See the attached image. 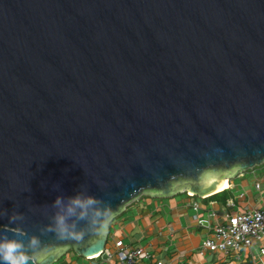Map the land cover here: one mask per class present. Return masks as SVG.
Wrapping results in <instances>:
<instances>
[{
	"label": "water",
	"instance_id": "1",
	"mask_svg": "<svg viewBox=\"0 0 264 264\" xmlns=\"http://www.w3.org/2000/svg\"><path fill=\"white\" fill-rule=\"evenodd\" d=\"M262 163L264 0H0V242L28 264L106 260L138 197Z\"/></svg>",
	"mask_w": 264,
	"mask_h": 264
},
{
	"label": "crops",
	"instance_id": "2",
	"mask_svg": "<svg viewBox=\"0 0 264 264\" xmlns=\"http://www.w3.org/2000/svg\"><path fill=\"white\" fill-rule=\"evenodd\" d=\"M225 182L226 187L222 189H228L225 196L211 201L191 198L184 193L164 199L138 197L118 215L119 219L109 222V244L122 241L131 247L144 248L149 254V259L142 260L144 264L156 261L162 264H264V254H260L258 245L250 251L198 254L201 242L212 234L216 224L222 223L221 215L264 212V163ZM255 184L259 185L258 189ZM193 203L198 205L196 211ZM211 213H216L217 217L212 218ZM65 255L66 259L58 264H81L79 259L82 258L72 251ZM102 261L104 263L93 264H114V261Z\"/></svg>",
	"mask_w": 264,
	"mask_h": 264
},
{
	"label": "built area",
	"instance_id": "3",
	"mask_svg": "<svg viewBox=\"0 0 264 264\" xmlns=\"http://www.w3.org/2000/svg\"><path fill=\"white\" fill-rule=\"evenodd\" d=\"M255 188L258 189L259 185L255 184ZM192 208L196 211L198 205L193 203ZM210 216L216 218L217 214L211 213ZM221 218L222 223L216 224L212 229V234L201 242L198 252L200 256L206 252L228 251L236 253L241 249L250 251L255 245L259 246L260 254H264V247L261 248L264 238V212L225 213L221 215ZM103 254L106 255L107 262L114 261V264H144L142 260L149 259V254L144 248L131 247L122 241L107 243ZM99 258L100 254L89 259L94 261ZM154 264H162V262L156 261Z\"/></svg>",
	"mask_w": 264,
	"mask_h": 264
},
{
	"label": "clouds",
	"instance_id": "4",
	"mask_svg": "<svg viewBox=\"0 0 264 264\" xmlns=\"http://www.w3.org/2000/svg\"><path fill=\"white\" fill-rule=\"evenodd\" d=\"M58 202V201H57ZM77 204L80 201H76ZM88 204L93 201L89 199ZM58 227L61 232L64 231V222L62 219L57 221ZM32 244L35 245L36 241L33 240ZM28 257L24 254L23 246L15 241L0 242V264H28Z\"/></svg>",
	"mask_w": 264,
	"mask_h": 264
},
{
	"label": "rangeland",
	"instance_id": "5",
	"mask_svg": "<svg viewBox=\"0 0 264 264\" xmlns=\"http://www.w3.org/2000/svg\"><path fill=\"white\" fill-rule=\"evenodd\" d=\"M255 168V167H254ZM223 191V190H222ZM143 198H149V197H147V196H142ZM150 199V198H149ZM151 199H155V198H151ZM150 199V200H151ZM116 219L114 220V222L117 220V219H119L120 218V216L118 217V216H116L115 217ZM110 238H109V240H108V243L110 242ZM66 257H67V255H64L62 258H60V260H58L57 262H55L54 264H58V262L60 261V262H62L63 260H65L66 259ZM80 260V262H81V264H93V263H95V262H98V261H101V262H103L101 259H97V260H94V261H88V260H84V259H79ZM104 263V262H103Z\"/></svg>",
	"mask_w": 264,
	"mask_h": 264
},
{
	"label": "trees",
	"instance_id": "6",
	"mask_svg": "<svg viewBox=\"0 0 264 264\" xmlns=\"http://www.w3.org/2000/svg\"><path fill=\"white\" fill-rule=\"evenodd\" d=\"M227 191H228V189H225L223 191H220V192H217V193H215L213 195H210V196H208V197H206V198H204L202 200H210L211 201V200L217 199V198H219L221 196L224 197L225 194L227 193ZM184 194L187 195L185 192H184ZM191 198H196L197 199V197H191Z\"/></svg>",
	"mask_w": 264,
	"mask_h": 264
},
{
	"label": "bare ground",
	"instance_id": "7",
	"mask_svg": "<svg viewBox=\"0 0 264 264\" xmlns=\"http://www.w3.org/2000/svg\"><path fill=\"white\" fill-rule=\"evenodd\" d=\"M224 187H226V182L222 183V185L220 187H218L217 192L219 190H222Z\"/></svg>",
	"mask_w": 264,
	"mask_h": 264
}]
</instances>
